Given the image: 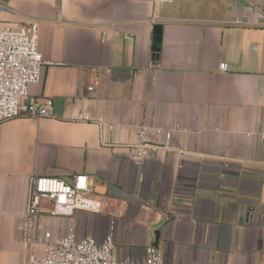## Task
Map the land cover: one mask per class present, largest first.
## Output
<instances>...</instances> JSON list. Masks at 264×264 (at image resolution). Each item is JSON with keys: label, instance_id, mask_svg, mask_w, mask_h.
<instances>
[{"label": "crops", "instance_id": "crops-1", "mask_svg": "<svg viewBox=\"0 0 264 264\" xmlns=\"http://www.w3.org/2000/svg\"><path fill=\"white\" fill-rule=\"evenodd\" d=\"M168 2L0 0L1 24L38 23L50 63L27 102L53 101L48 117L0 124V264L42 256L40 238L70 231L114 234L125 262L154 246L162 264H264V0ZM142 124L163 131L139 161ZM81 174L99 213L26 220L34 176Z\"/></svg>", "mask_w": 264, "mask_h": 264}, {"label": "built area", "instance_id": "built-area-1", "mask_svg": "<svg viewBox=\"0 0 264 264\" xmlns=\"http://www.w3.org/2000/svg\"><path fill=\"white\" fill-rule=\"evenodd\" d=\"M157 2L158 0H141ZM5 7L0 4L1 10ZM38 23L13 27L1 24L0 21V124L17 118L40 119L51 114L53 101L46 97L31 98L29 87L37 84L41 78L43 66L49 65L38 49ZM220 69L228 71V65L222 63ZM90 90H93L91 87ZM79 120L95 121L88 116H79ZM100 126L113 130L115 126L100 118L96 121ZM162 129L151 128L146 124L138 127L136 141L132 148L137 159L143 161L157 146L152 143L153 136L162 133ZM168 146L173 133L165 132ZM264 150V136H263ZM29 204L23 216L26 220L41 213L51 218H67L75 211L99 213L102 202L98 198H89L93 194L89 188L86 175L71 178H48L34 176L31 179ZM39 230L42 224L37 225ZM44 254H32L22 264H162L159 251L154 246L147 248V258L140 262H125L117 258L115 236L110 234L103 242L93 237L78 239L70 231L68 234L53 238L46 233L39 239Z\"/></svg>", "mask_w": 264, "mask_h": 264}, {"label": "rangeland", "instance_id": "rangeland-1", "mask_svg": "<svg viewBox=\"0 0 264 264\" xmlns=\"http://www.w3.org/2000/svg\"><path fill=\"white\" fill-rule=\"evenodd\" d=\"M219 1L220 0H172V2L167 3V6L185 4V6H188V8H191L192 6H198L202 10H208L211 7L219 5Z\"/></svg>", "mask_w": 264, "mask_h": 264}, {"label": "water", "instance_id": "water-1", "mask_svg": "<svg viewBox=\"0 0 264 264\" xmlns=\"http://www.w3.org/2000/svg\"><path fill=\"white\" fill-rule=\"evenodd\" d=\"M162 25H157L154 28V38H153V59L158 60L161 51V35H162ZM156 245V244H155Z\"/></svg>", "mask_w": 264, "mask_h": 264}]
</instances>
